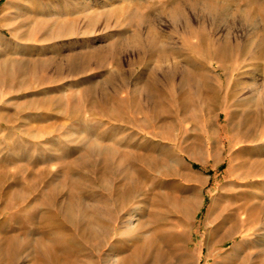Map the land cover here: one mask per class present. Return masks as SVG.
Returning a JSON list of instances; mask_svg holds the SVG:
<instances>
[{
  "label": "rangeland",
  "instance_id": "obj_1",
  "mask_svg": "<svg viewBox=\"0 0 264 264\" xmlns=\"http://www.w3.org/2000/svg\"><path fill=\"white\" fill-rule=\"evenodd\" d=\"M0 264H264V0H0Z\"/></svg>",
  "mask_w": 264,
  "mask_h": 264
}]
</instances>
